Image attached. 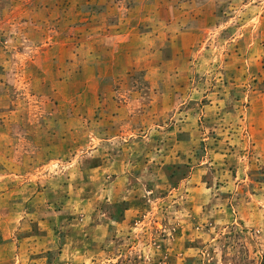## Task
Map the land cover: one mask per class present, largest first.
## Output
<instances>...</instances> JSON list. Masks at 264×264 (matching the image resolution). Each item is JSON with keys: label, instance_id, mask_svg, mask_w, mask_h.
Returning a JSON list of instances; mask_svg holds the SVG:
<instances>
[{"label": "rangeland", "instance_id": "rangeland-1", "mask_svg": "<svg viewBox=\"0 0 264 264\" xmlns=\"http://www.w3.org/2000/svg\"><path fill=\"white\" fill-rule=\"evenodd\" d=\"M0 264H264V0H0Z\"/></svg>", "mask_w": 264, "mask_h": 264}]
</instances>
